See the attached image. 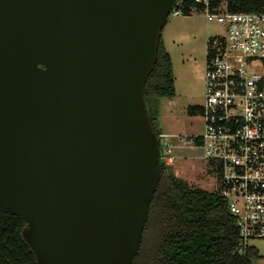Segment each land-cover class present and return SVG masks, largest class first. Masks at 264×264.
Returning a JSON list of instances; mask_svg holds the SVG:
<instances>
[{
	"label": "water",
	"instance_id": "obj_1",
	"mask_svg": "<svg viewBox=\"0 0 264 264\" xmlns=\"http://www.w3.org/2000/svg\"><path fill=\"white\" fill-rule=\"evenodd\" d=\"M178 0H0V212L37 264H134L162 177L145 98Z\"/></svg>",
	"mask_w": 264,
	"mask_h": 264
},
{
	"label": "built area",
	"instance_id": "obj_2",
	"mask_svg": "<svg viewBox=\"0 0 264 264\" xmlns=\"http://www.w3.org/2000/svg\"><path fill=\"white\" fill-rule=\"evenodd\" d=\"M256 1V0H255ZM201 11L222 34L206 48L202 136L189 138L210 166L208 190L223 197L238 231L237 253L264 240V5L258 12H232L234 0H178L170 16ZM162 164L172 166L175 147L190 141L163 132ZM176 140L178 145H173ZM199 142V143H198ZM192 146V145H190ZM194 147V146H192Z\"/></svg>",
	"mask_w": 264,
	"mask_h": 264
},
{
	"label": "trees",
	"instance_id": "obj_3",
	"mask_svg": "<svg viewBox=\"0 0 264 264\" xmlns=\"http://www.w3.org/2000/svg\"><path fill=\"white\" fill-rule=\"evenodd\" d=\"M191 3L182 9L190 15ZM264 0H234L232 12H258ZM176 97L170 54L162 39L158 58L146 83L145 98L157 134L158 99ZM190 116L201 115L198 106L189 107ZM199 143V142H198ZM162 177L152 200L142 244L134 264H253L259 252L251 248L237 253L238 231L219 194L191 188L162 165ZM27 223L20 217L0 212V264H37L35 254L22 237Z\"/></svg>",
	"mask_w": 264,
	"mask_h": 264
},
{
	"label": "rangeland",
	"instance_id": "obj_4",
	"mask_svg": "<svg viewBox=\"0 0 264 264\" xmlns=\"http://www.w3.org/2000/svg\"><path fill=\"white\" fill-rule=\"evenodd\" d=\"M222 32V27L208 22L201 11L188 16H169L161 39L171 56L176 97L172 101H155L159 110L158 129L163 133L186 141L203 135L201 115L190 116L187 109L204 101L207 42ZM178 144L173 141L174 146ZM190 145L172 150L175 162L169 167V172L191 188L208 191L211 189L210 176L214 174L203 158V151L191 141ZM250 245L258 250L260 257L253 264H264V240L252 241Z\"/></svg>",
	"mask_w": 264,
	"mask_h": 264
},
{
	"label": "crops",
	"instance_id": "obj_5",
	"mask_svg": "<svg viewBox=\"0 0 264 264\" xmlns=\"http://www.w3.org/2000/svg\"><path fill=\"white\" fill-rule=\"evenodd\" d=\"M204 80H205V74H204ZM167 100L172 101L173 99H167ZM202 104H203V103H202ZM202 104H201V105H202ZM199 106H200V105H199ZM199 106H198V107H199ZM190 107H196V106H190Z\"/></svg>",
	"mask_w": 264,
	"mask_h": 264
}]
</instances>
